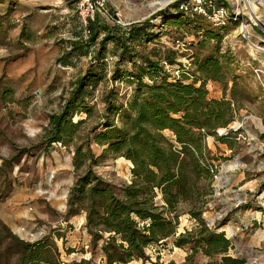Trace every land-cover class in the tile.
Masks as SVG:
<instances>
[{
    "label": "rangeland",
    "instance_id": "rangeland-1",
    "mask_svg": "<svg viewBox=\"0 0 264 264\" xmlns=\"http://www.w3.org/2000/svg\"><path fill=\"white\" fill-rule=\"evenodd\" d=\"M81 1L0 0V233L46 245L51 252L48 264H106L100 250L103 242H92L84 214L67 215L69 192L82 172L73 168L76 134L65 146L45 144L50 116L59 112L70 84L85 71L95 52L72 59L67 67L58 63L72 43L88 40L79 14L85 7ZM177 1L89 0L96 9L88 22L126 33L131 25L151 19L154 45L161 52L174 51L176 62L189 74H195L193 62L206 57L222 63L224 80L207 81L204 87L210 98L233 100L232 123L216 132L218 137L231 133L233 148L214 137L205 139L216 159V172L202 218L209 227L218 225L217 232L232 242L229 256L245 264H264V41L256 35H264V0H220L229 10L235 2L244 9L250 37L242 38L237 25L223 31L219 42H202L200 32L194 36L193 24L180 30L167 27L164 15ZM250 3L256 8L253 17L247 9ZM203 26L215 30L206 20ZM175 41L180 42L179 48ZM115 61H107L108 76ZM114 87L119 96L127 93L124 85ZM109 88L110 82L99 86L98 95ZM102 112L96 104L79 137L83 139L101 121ZM84 118L81 114L73 121ZM91 150L101 155L100 147L91 145ZM92 170L117 188L130 179V164L121 158L103 156ZM191 225L182 215L177 232ZM10 247L4 238L0 264H20L19 252ZM145 255L146 260L128 264H207L200 254L188 258L189 252L173 247L171 241L150 246Z\"/></svg>",
    "mask_w": 264,
    "mask_h": 264
},
{
    "label": "trees",
    "instance_id": "trees-1",
    "mask_svg": "<svg viewBox=\"0 0 264 264\" xmlns=\"http://www.w3.org/2000/svg\"><path fill=\"white\" fill-rule=\"evenodd\" d=\"M187 2L177 1L166 12L167 27L180 30L193 24L194 36L200 32L202 42H219L223 31L237 27L229 21L206 29L204 18L179 10ZM152 28L151 19L131 25L126 33L88 22V40L72 43L58 60L67 67L72 59L95 50L85 71L70 84L59 112L50 116L46 132L47 146H65L76 134L73 168L82 172L69 192L67 215L84 214L92 242H103L100 250L106 264L144 261L146 249L168 241L186 249L188 258L202 255L207 264H245L229 256L234 247L223 232H217L218 225L209 227L202 218L216 172V159L205 139L214 137L233 148L231 133L216 135L234 119L233 100L210 98L204 87L207 81L222 82L224 67L219 59L206 57L193 62L195 74H189L176 62L174 51L161 52L154 45ZM256 35L264 41L263 34ZM112 58L116 61L108 76L107 61ZM175 70L178 77L172 75ZM109 82L110 88L98 95L99 86ZM115 85H124L127 93L119 96ZM96 104L103 108L101 121L82 139L78 132L93 116ZM81 114L85 118L74 122L73 117ZM91 145L102 149L99 157ZM103 156L130 164L127 184L117 188L93 172ZM182 215L192 225L178 233ZM4 238L19 252L20 264L50 263L46 245L28 244L9 233L6 237L0 233V244Z\"/></svg>",
    "mask_w": 264,
    "mask_h": 264
},
{
    "label": "built area",
    "instance_id": "built-area-1",
    "mask_svg": "<svg viewBox=\"0 0 264 264\" xmlns=\"http://www.w3.org/2000/svg\"><path fill=\"white\" fill-rule=\"evenodd\" d=\"M88 2L89 0H82L80 6L85 7L83 11L81 9L79 11L81 21L85 29H87L88 20L93 19L94 8L96 9V7H93V5H89ZM95 4L101 6V4H99L97 1L95 2ZM235 4L237 5L229 10L223 4L218 5L217 3H215L214 0H191L185 4H181L179 6V10L183 11L184 13H192L200 16L211 23V25L214 27L226 26L228 25L229 21L236 22L239 27V34L242 36V38L248 41L250 37L247 31V28L250 26L249 22L244 20V9L242 7L240 8L237 2H235ZM251 18L252 17H249V19ZM84 34L87 35L88 31H84ZM175 46L176 48H179L181 46L180 42L175 41ZM171 72L173 76L178 77V72L176 70Z\"/></svg>",
    "mask_w": 264,
    "mask_h": 264
},
{
    "label": "bare ground",
    "instance_id": "bare-ground-1",
    "mask_svg": "<svg viewBox=\"0 0 264 264\" xmlns=\"http://www.w3.org/2000/svg\"><path fill=\"white\" fill-rule=\"evenodd\" d=\"M248 1V0H246ZM251 4V3H250ZM247 9L249 10L250 14L252 15V17L254 16V14L256 13V8L253 6V4L247 6ZM257 18V17H256ZM255 19V18H254Z\"/></svg>",
    "mask_w": 264,
    "mask_h": 264
}]
</instances>
